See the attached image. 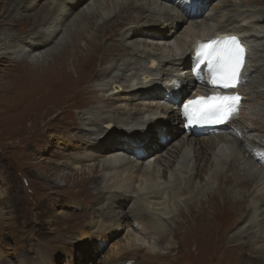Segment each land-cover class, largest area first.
<instances>
[{
	"label": "rangeland",
	"instance_id": "374dc122",
	"mask_svg": "<svg viewBox=\"0 0 264 264\" xmlns=\"http://www.w3.org/2000/svg\"><path fill=\"white\" fill-rule=\"evenodd\" d=\"M10 1L11 0H0V38L1 35L9 33L14 38V43L11 47H8L7 50L0 49V54H4L9 59H17L21 56L23 57L27 55H23V53H25V44L20 43V39L18 40V38H21V36L24 35V29L26 31L31 27L28 22L24 23L25 21H23L20 23L19 20L32 15L37 9L48 6L49 4L46 3L47 1H50L55 5L63 0H27L23 4L14 7H11L12 4ZM110 1L116 2H109L107 5H104V8H98L97 14H99V17L95 20L98 24L101 23L100 18L102 16L109 14L116 8L119 2L125 3L126 0ZM194 4L197 6L198 2H194ZM223 4L226 5L228 10H230L229 14H234L236 16L245 10L252 11L253 14L245 18H239L234 26L235 28L242 26L248 31L245 36H252L253 42L250 44L249 65L255 67L261 65L264 63V37L261 43L263 46L261 47L256 39L264 36V0H211L208 6L204 9L202 15L208 14L212 7H219ZM196 6L194 8H196ZM16 8L17 10H15ZM169 9L171 13L172 11L176 13L174 14L176 15L177 21L178 11L172 10L171 8ZM132 14L138 15L134 12H132ZM148 15V13L144 14L143 18H151ZM118 20V23H124L125 21L124 18ZM255 20L259 21L258 25H255L253 22ZM218 21V18H215V20H212L209 23L212 30L221 27V24H219L220 21ZM163 23L164 22L158 21L156 28L171 31L173 25L176 32H174L171 37L177 39L176 46L174 45V47H172L174 48V51H177L174 58L175 61L164 69L165 73L168 75L166 79H160L161 69L157 64L153 70H149L151 65L149 62L151 61V58H140V54H137V57L122 55L117 61L112 62L116 65L112 73L108 77L99 79L98 81H93L94 79L89 78L94 72H98L102 69L101 65L94 64V66L92 65V67H90L89 64L88 66H85L80 63L79 67L82 75L80 74V76L76 78L74 71L75 64L73 65L69 60L66 62V69L71 73L72 77L66 80L63 76L62 79L65 82L62 81L61 86L55 70H53L55 74L50 69L47 73L43 72V75L41 71L31 72L29 69H26L25 66L14 67L16 64L9 62V60L0 61V84L4 81L7 83L11 82L12 86L10 87L14 86L13 88L17 91L14 97H17L19 101L18 108H3L0 106V210L6 216L8 222L9 218L12 219L11 223L14 222L17 230L16 245L20 248L18 255L15 257L12 252L15 245L12 242H8L9 250L7 249V252L11 255L5 258V261H7L5 264H41V259H45L47 255L49 256L48 250H52L49 249V247L47 248V245H59L68 242L72 244V249L75 251L74 264H99L102 260L112 257L110 252H121L124 249V245H128V249H134V247L140 246L144 251L149 252L151 255H167L168 252L174 250V254L179 252V264L250 263L252 257L251 252L254 251L247 248L241 250L238 248L240 246H232L235 244L231 243V245L225 241V235L226 237L229 234L233 235V233L230 232H233L236 228L235 224H232L229 228V226H227L229 223L226 219L227 215L232 214L230 211L235 210L230 207L229 204H226L227 207L224 211L222 209V202H227L228 200H209L212 202V206L216 208H214L215 210L212 208L207 210L206 204L209 202L208 200L204 203H200L199 200H195V198L192 200L189 198L191 195L202 197L203 192L216 187L218 183L216 179L217 176L220 174H231L232 171H230L229 165L236 164V167L238 168L233 170L234 173L236 171L239 174L247 176H259L260 179H257L248 190H245L247 191L245 193L247 204L252 208L258 207L257 200L264 191V155H262L261 152L264 150V70L262 69V71L260 70V73L259 71H256L251 74L250 78H247L246 83L242 88L247 94L244 93L246 95V101L244 102L240 118L236 123H229L227 125L230 130H233L234 132L236 131L239 134L241 132L243 133L240 139L233 138L232 135H227V129L222 134H217L216 131L215 134L217 135L214 136L202 134L197 139H188L189 142L193 140H204L206 142L208 141V144L213 141L214 145H216V149L214 150V152L216 151L215 154H218V152L225 153L226 149L229 158H226L222 163L215 161L214 167L211 169L210 167H203V163L198 161V173L202 172V169H204L206 175L204 176V174L201 173L200 176H204L203 181L198 179L191 184L192 193L190 195L187 196L181 193V191L184 188L190 187L188 179L193 173L195 167L194 156L199 153V148H197L198 145H194L193 143L190 144L188 142L183 148H181V156L179 158H175L173 155L172 157H169L170 154H166L167 149L166 151L164 149L158 153L152 154V156L150 154V157L145 160L148 172L155 175L158 190L160 189V199L152 200L156 205L148 204L146 207L149 211L151 210L157 215V225L164 235V237H162V242L158 241V235L155 233L150 236H143L133 232V230L127 226L129 220L119 221L118 224L116 221L110 223V229H108L102 236V238H105V242L102 244H100L102 238H97L96 234H94L96 227L92 225H89L90 235H79L80 227H84L87 222H90V215L81 214L85 209L80 208L81 205L77 203H85L93 208H97L99 205L101 206L102 203L98 204L97 201L104 195L103 191H106L112 186V183H115L116 178H118L117 176L120 174L118 168L102 170L101 166L107 162L105 160L107 158L106 155L102 156L104 158H97L94 162L83 163L85 166H79V170H77L78 173L73 170V166L75 167L77 165L73 163V159L69 158L70 155L73 154V157L78 156V158H86V155H90L89 149L85 148L84 150L82 148H77L74 139L69 138V136L59 135L65 133L72 136V138L78 139L77 141L82 143L85 138L87 139L89 136L90 139L94 141V139H104L108 135V131L103 128L107 123L101 124L100 128L97 127L96 130L92 129V131L87 127L88 121L86 120L81 121L82 124H84H81L82 126L77 124V122L79 123V120L77 119L79 112L91 107L90 110L96 112L101 119L116 118L128 122L127 125H123L122 123L116 124V132H114L115 127L110 131L113 135L114 133H126L130 129H134L133 131H136L137 135L144 131H150L154 134L156 126H158L156 125L157 123L160 124V127L165 125L167 129H170L171 135L177 130L176 136L167 142V148L170 146L177 148L183 146V144L179 143L181 142L180 140L183 139V127L181 123L176 120L175 113H171V111L173 109V112H175L176 104H178L186 95H190L189 92L183 95L178 102H173L174 104L169 103L164 96L156 99L158 101H155L153 104H151L150 100H144L137 96L131 98V96H133L138 89H142L144 85L145 87H148L149 85L153 86L156 84L162 89L171 90L172 92L173 88L169 87L171 86V83H168L170 77L174 75V78L179 80V84L182 74L189 71L191 63H188L187 67L179 68L177 66L179 61L186 57L184 55L180 56L181 49L179 48V45L181 42L185 41L190 48L191 40L198 33L194 26V22H180L178 20L176 23H171L172 25H170V27ZM121 24L107 28L105 31L103 28H100L102 33H107L102 40L103 43L108 40L111 35L112 32L110 33V31L115 27L118 28ZM40 27L39 30H42L43 28ZM186 29L189 30V33L185 34L184 32ZM93 31L94 30L87 31L85 38L89 39L92 37L94 33H96ZM61 33L63 34V31ZM98 33L99 32H97V34ZM60 36L62 37L61 34ZM115 36H117L116 33L114 34V38ZM2 38L4 37L2 36ZM72 38L73 33L69 34L63 41H66V43L71 45L73 44L71 42ZM85 38H76L73 39V41L75 40V43L81 49H85L87 40ZM168 40L169 39H160L154 41L138 39L137 41H140V44L145 43L146 45H149V47L147 46V48H145L147 50L152 48L155 49L154 45L157 44L159 48L167 51V44L169 43L164 41ZM108 42L112 44L111 40L107 41L105 44L109 46L110 44H108ZM1 44L4 45L3 42ZM71 47L72 49L75 48L73 45ZM8 51L9 54H6ZM159 52L161 51L159 50L158 53ZM101 55H103L102 50L97 53V57L100 58ZM171 56L170 52L168 58L170 59ZM261 59L262 61H260ZM45 61H47L46 63L48 64L51 63V67H57L56 61L52 60L50 56L46 57ZM80 61H82V59H80ZM128 65L130 66L126 69ZM45 69L46 67H44V70ZM184 70L187 71L184 73ZM33 77L35 80L32 79ZM76 79L79 80V82L87 80V84L90 85V88L85 84L83 87L81 86L77 92H72L71 83L72 80ZM31 80H34L35 84H31ZM252 83L254 84L253 87ZM40 86L43 87L41 88ZM36 87H40L38 88L40 89L39 92H36ZM91 89L95 91H89ZM79 91L81 92V95L80 93L77 95ZM114 92L118 93L113 94ZM95 98H97V100L106 98L108 100L107 103H105L106 108L100 110V108L94 106L96 104L89 105V102H92ZM4 102L10 104V101L8 100ZM4 102L1 104H4ZM165 111L166 114L164 113ZM134 114L135 120L132 123H129L130 120L128 118L130 115ZM84 118L88 119V116H84ZM110 128L112 129V126ZM221 137H223V139H220ZM237 139L239 141H237ZM221 140H223V142ZM241 142L246 146L244 149L246 150V153L254 155L257 159L260 158L263 162L256 164L251 161L255 164L253 165L246 160V153L244 159L242 154L244 150L239 147ZM208 150L209 149L207 148H205V150L203 149V156L208 158V165H210V161L214 157L212 156L213 153ZM114 156H117V159L123 160L124 163L130 161L131 163L133 162L132 166H137L136 158L129 154L119 152L115 153ZM165 160L169 163L168 165L170 167L171 164L175 162L173 168H171L168 173H166V167L168 166L164 163ZM65 162L67 164L64 165ZM69 162L72 163L70 164ZM59 163L61 164L59 165ZM91 164L94 166L91 167ZM63 174L67 175L65 178L59 179L58 176ZM162 175H164V178H161ZM97 176H99L98 180L95 182L93 181L92 183L90 177ZM55 180H61L62 182H59L61 185L56 186ZM135 187L137 186L135 185L133 188L135 189ZM98 190H101L102 193L100 192V194L96 195L95 193ZM196 191L201 192V194H197ZM198 206L201 211L197 208ZM153 208L154 210H152ZM192 208L193 210H191ZM124 209L127 210V208ZM180 211H182V213H180ZM258 214L259 212H257V214L250 213L240 227L245 228L250 220H255L257 218L256 216ZM262 215H264V208H262ZM177 217L179 219L178 224L180 225V228L183 225L182 223L186 220L187 230L186 233H183L180 236H174L177 246L173 248V246H175L173 242H170V244L166 242L167 240L171 241L170 232L174 227V219ZM205 217H208L209 219H212L213 217L215 219L217 218L219 226L217 225L218 227L214 229L205 230L202 223V218ZM236 217L238 216H234V218ZM254 220L253 222L255 223L259 220V217L257 220ZM103 225L106 226V222ZM180 228L175 231H179ZM255 231L256 228H253L252 232ZM165 238L166 241L164 242ZM206 239L207 242H205ZM212 239L217 240L216 244L218 246V251L215 248L211 250L204 247L206 243L212 245ZM57 240L60 243H58ZM182 240H184V242ZM43 248L46 249L44 253L42 252ZM253 248L254 246H252V249ZM40 252L43 255L42 258L39 254ZM230 257H232L235 262L229 263L226 261V259ZM2 258L3 257L0 259ZM52 260L53 264H64L65 261L60 254L54 259L52 258ZM170 262L175 264L174 261Z\"/></svg>",
	"mask_w": 264,
	"mask_h": 264
},
{
	"label": "bare ground",
	"instance_id": "6f19581e",
	"mask_svg": "<svg viewBox=\"0 0 264 264\" xmlns=\"http://www.w3.org/2000/svg\"><path fill=\"white\" fill-rule=\"evenodd\" d=\"M25 1L27 0H11L10 1V3L12 4L11 7H14L16 5L19 6L20 4H23ZM89 1L90 0H63L62 2H58L55 5L51 3L50 1H47L46 3L49 4L48 6H45V8L37 9L32 15H29L27 17H24L23 19H20L19 20L20 23L25 21L24 23L28 22L29 25L31 26L29 30H26V31L25 29L23 30L24 37L21 36V38H18V40L20 39V43L25 44V48H24L25 53H23V55L24 54H27V55L23 57L21 56L17 59L15 58L9 59L4 54H0V61L9 60V62L16 64L14 67L25 66L26 69H29L31 72L41 71L43 75H44L43 72L47 73L49 72L50 69L52 70L53 73H54L53 70H55L58 75V81L61 86L62 81H63L62 79L63 76L65 77L66 80L72 77L71 73H69V71L66 69V62L69 60L72 62L73 65L75 64L74 71L76 74V78L80 76V74L82 75V73L80 72V67H79L80 63H82L85 66H88L89 64L90 67H92V65L94 66V64L101 65L102 69H100L98 72H94L92 76L89 78V79H94L93 81H98L99 79L108 77L112 73V71L114 70L116 66L112 62L117 61L122 55H131V57H134V56L137 57V54H140L139 55L140 58H146V57L151 58V61L149 62L151 64L149 67V70L150 69L153 70V68H155L157 64L159 68L162 70L161 71L159 69L161 73V75L159 74L160 79H166L168 75L165 73L164 69L167 66L171 65L173 61H175L174 58L177 52V51H174V48H172L177 43L176 41L177 39L174 37H171V35H173L174 32H176L175 27H173L171 23H176L178 20L180 22H184V21L194 22V26L198 31L197 35H195L194 38L191 40L192 42H191L190 48L188 46V43L185 41L181 42V44L179 43L180 45L178 44L179 48L181 49L180 56H183V55L186 56L184 59H181L177 65L179 68H182V67H187L188 63H191V64L194 63L191 60V58L193 57L192 55L193 46L195 45L197 40L199 39L204 40L205 38H209L210 36L237 35V34L245 35L248 33V31L245 28H243L242 26L235 28L234 25L238 22L239 18H242V17L245 18L253 14L251 10H245L237 16L234 14H229L230 10H228L226 5L223 4L222 6H219V7H212L208 14L202 15L204 12V9L208 6L211 0H195V2H198L197 6L196 4H194L193 8L190 10H187L186 12H184L185 11V8L183 7L184 3L186 5V2H191L193 0H126L125 3L119 2L116 8L112 12L110 13L108 12L109 14L102 16L100 18L101 23L98 24L97 21H95L99 17V14H97L98 8H104L105 7L104 5H107V3L111 1L110 0H91L90 2ZM52 2H55V1H52ZM113 2H116V1H113ZM195 6L196 8H194ZM168 7L171 8L172 10L178 11L177 21H176V15H175L176 13L173 11L171 13ZM15 10H17V8ZM15 10H14V13H15ZM132 12L138 15H133ZM146 13H148L149 14L148 16H150L151 18L149 17L143 18V15ZM123 18L125 19L124 23L122 22H121L122 24L118 23L119 21L118 19H123ZM215 18L216 19L218 18V20L220 21L219 24H221V27H219L218 29L212 30L209 23L212 20H215ZM158 21L164 22L163 24H167V26L169 27L170 25H172V30L169 31V30H164V29L162 30V29L156 28L157 26L156 24H158ZM253 22L255 23V25H258L259 23L258 20H255ZM118 24L119 25L121 24V26H119L118 28L115 27L114 29H112L110 31V33L112 32L111 35L109 36V38L107 37L108 40L104 41L103 43L102 40L107 35V33L104 31L107 30V28H110ZM39 27L43 28L42 30L40 29L42 32L39 30ZM100 28H103L104 33L100 31ZM89 30H94L93 32H96V33H94L92 37L87 39L85 38L86 32ZM62 31H63V34L61 33ZM97 32L99 33L97 34ZM71 33H73V38L71 41L73 44L70 45L66 43V41L64 42L63 40ZM115 33L117 34V36H115L114 38ZM184 33L185 34L189 33V30L186 29ZM60 34L62 35V37L60 36ZM2 36L4 38H2ZM81 37H84L85 39H87L85 49H81L75 43V40L73 41V39L81 38ZM245 37H247L249 42L250 41L253 42L252 36H245ZM263 37L264 36L256 39L260 47L263 46L261 44L263 41ZM13 39L14 38L9 33L5 35H1L0 49L7 50L8 47H11V45H13L14 43ZM138 39L154 40V41H157L160 39H169L168 41H164V42L169 43L167 44L168 49L167 51H164L163 49L159 48L157 44H155L154 45L155 49L152 48L150 50H147L145 48H147V46L149 47V45H146L145 43L140 44V41H137ZM110 40L112 41V44L108 42V44L110 45L109 46L106 45L105 43ZM2 42L4 43L5 46L1 44ZM72 45L75 46V48L72 49L71 47ZM100 50H102L103 55H101L100 58H98L97 53L100 52ZM159 50L161 52L158 53ZM170 52L172 56L169 59L168 55H170ZM6 54H9V51ZM49 56L52 58V60L56 61V65H57L56 68L51 67L52 66L51 63L50 64L46 63L47 61H45V59L46 57H49ZM80 59H82V61H80ZM260 61H262V59ZM129 66L130 65H128L126 69H128ZM44 67H46L45 70H44ZM261 69L264 70V63H262L261 65H257V67L250 66L247 71V76H249L250 78L252 73L256 71H259L260 73L262 71ZM186 71L187 70H184V73ZM32 79H34V77ZM34 80H31V84L32 83L35 84ZM173 80H176L175 83H172ZM178 81L179 80L177 78H174V75H172L170 79L168 80L169 84L172 83L171 86H169L173 88L172 92L171 90L162 89L156 84H154L153 86L149 85L148 87H145L144 85L142 89H138L134 93V95L131 96V98L137 96L144 100L146 99L150 100L151 104H153L155 101H158L156 99L164 96L165 99H167L169 103L174 104L173 102H178L183 95H185L187 92L190 91L191 86L195 87L197 86V84L199 85L200 78H195L191 74V71L189 70L187 73L182 74V76L180 77L179 84H177ZM87 83H88L87 80H85L84 82H79V80L77 79L72 80L71 91L77 92L81 86L83 87V85ZM10 86H12L11 82L7 83L4 81L2 84H0V106H2L3 108L4 107L5 108L6 107L18 108L19 107L18 98L14 97L17 91L16 89L13 88L14 86L13 87H10ZM86 86L90 88L89 84H87ZM208 86H209L208 83L203 84V87H208ZM253 86L254 84L252 85V87ZM40 87H36L37 89L36 92L40 91V89H38ZM89 91L94 92L95 90L91 89ZM79 93L81 95L80 91L77 93V95ZM116 93L118 92H114L113 94H116ZM198 93L200 92L197 91L196 94ZM95 99L92 102H89L90 103L89 105L96 104L94 106L96 108H100V110H103L104 108H106L105 103H107L108 97L107 99L106 98H102L100 100H97V98ZM7 100L10 101V104H6L7 102H4ZM2 102H4V104H1ZM90 108L91 107L79 112V116H77L79 123L77 122V124L82 126L84 124H82L81 121L86 120L88 121L87 122L88 126L87 125L86 126L90 128V130L92 131V129L96 130L97 127L100 128L101 124L107 123L106 125H104L103 128H105L108 131V135L104 139H94V141H92V139H90V136H89L87 138L88 140L85 138L84 142L82 143V142L77 141L78 139L72 138V136L70 135H67L65 133L60 134L59 136H69V138L74 139V141L76 142L77 148H82L84 150L85 148L89 149L90 155H86V158H78V156L73 157L72 156L73 154L70 155L69 158L73 159L74 160L73 163L77 165L75 167L73 166V170H75L76 173H78L77 170H79L78 169L79 166L84 165L83 163H86V162L90 163L91 161L94 162V160H96L97 158H104L102 156L106 155L107 158L105 157L106 158L105 160L107 162H105V164L101 166L102 170L108 169V168H118V171L120 174L119 176H117L118 178H116L115 183H112V186H110L109 189H107L106 191H103L104 195L100 197L99 200L97 201L98 204L102 203L101 206L99 205L97 208H93L85 203H77L81 205L80 208L85 209V211L82 212L81 214L90 215V222H87L84 227H80L79 235L81 236L90 235L89 225H92L96 227L94 234H96L97 238H102L105 232L108 229H110L109 228L110 223H113L116 221V223L118 224L119 221L129 220V224L127 226L131 228L133 232L143 235V236H150L155 233L158 235V241L162 242L163 241L162 237H164V235L160 231L159 226L157 225V220H158L156 218L157 215L151 210L149 211V209H147L146 207L148 204L150 205L153 204L154 206L156 205L155 202H153L152 200L160 199V196H159L160 189L158 190V184H156L155 175L148 172V167L145 164L146 163L145 160L148 157H150L149 156L150 154L152 156V154L158 153L164 149L165 151L167 149L166 154L169 153L170 154L169 157H172L173 155L175 158H179L181 156V148H183L189 142L188 139H194V138L197 139L200 137V135L206 134V133L200 132L198 134H195L194 129L192 128H190L187 133L184 130L185 134L183 133V137H182L183 139L180 140L181 142H179L183 144V146H181L180 148L170 146L171 148L169 147L170 148L169 149L167 148L168 146H166V144L174 136H176L177 130L173 135H171L170 129H167L165 125L160 127V124L157 123L156 125L158 126H156V129L154 127L155 129L154 134L151 133L150 131H144L140 133L139 135H137L136 131H133L134 129H130L126 133H123V134L114 133L113 135V133H111L110 131L113 130V127H115L114 132H116V128H117L116 124L122 123L123 125H127L128 122L123 121L122 119H116V118L101 119V117L99 118L96 112L91 111ZM164 113L166 114V111ZM171 113H175L176 120L180 122L179 120L180 116H179L178 109L175 108V112H173V109H172ZM84 116H88V119L84 118ZM128 119L130 120L129 123H132L135 120V114L130 115ZM111 126H112V129L110 128ZM226 129L228 133L227 135H230V136L232 135L233 138L240 139V137L243 135L242 132L239 134L236 131L234 132L233 130H230L229 126H223L221 129L219 128V130H217V134H222L223 132L226 131ZM220 139H223V137H221ZM238 139L237 141H239ZM221 141L223 142V140ZM189 143L198 145L197 148H199L198 149L199 153L194 156V161H195L194 166L195 167L193 169V173L189 176V179H188L189 181L188 183L190 184V187L184 188L181 191V193L187 196L192 193L191 184L193 182H196V180L198 179L203 181L204 176L206 175V172L204 171V169H202V172L198 173V161L203 163V167L206 166V167H210L211 169L212 167H214L215 161H217L218 163L220 162L222 163L224 162L226 158L229 159L226 149H225V153L217 151L218 154H215L216 151L214 152V150L216 149L215 148L216 145H214L213 141L210 144H208L209 143L208 141L206 142L204 140L202 141L193 140V141H190ZM239 147L242 148L243 150L246 148L245 144H242V142L239 144ZM205 148L209 149L213 153L212 156L214 158H212V160L210 161V165H208L209 164L208 158L203 156V149L205 150ZM119 152H122L124 154H129L133 156L134 158H136L137 166H132L133 162L131 163L129 161L128 163H124L123 160L117 159L116 158L117 156L115 157L114 154L119 153ZM261 152H262V155H264V150H262ZM245 153H246V150H244V152L242 153L244 159H245ZM246 154H247L246 160L248 162L252 161L258 164L264 161V160L263 161L260 160L259 157H258L259 159H257V157H254V155H251L248 153ZM164 163H166V165L168 166L166 167L167 168L166 173H168V171L171 168H173L175 164V162L172 163L170 167L168 165L169 163H167L166 160ZM60 164L61 163H59V165ZM65 164L67 163L65 162L64 165ZM91 165H92L91 167L94 166L93 164ZM237 168L238 167H236V164L229 165V169L230 171H232V173L218 175L216 178L218 182L216 187L210 188L209 190L203 192L202 194L203 198L197 197L196 195L194 196L191 195L189 199L192 200L193 198H195V200L196 199L199 200L200 203H204L207 200L208 201L209 200H219V199L228 200L229 202L228 201L222 202V206L224 207V208L222 207V209L224 211V209H226L227 207L226 204H229L230 207H232L235 210V211H230V213L232 214L227 215L226 219H227V222L230 224V225L229 224L227 225L229 226V228L232 224H235L236 228L234 229L233 232H230V233H233V235L229 234L227 237L225 235V241L229 244L231 243L235 244V245L231 244L232 246H240L238 248H240L241 250H245L246 248L251 249L254 252H251L252 257H251L250 263L264 264V215H262V208H264V191L263 193H261L260 198L257 200L258 207L252 208L250 205H248L247 197L245 196V193L247 191L245 190H248L252 186V184L255 181H257V179H260V178L258 175L257 176L256 175L247 176V175L239 174L236 171L234 173L233 170L234 169L236 170ZM201 173H203L204 176H200ZM66 175L63 174V175H59L58 177L59 179H63L65 178ZM165 177H166V174H165ZM98 178L99 176L90 177V181H92L93 183V181L95 182L96 180H98ZM161 178H164V175H162ZM59 182H62V181L55 180L56 186L61 185L59 184ZM135 185L137 187H135L134 189L133 187ZM100 192L102 193L101 190H98L95 194L96 195L100 194ZM196 193L201 194V192H197V191ZM235 204L239 206H236ZM206 205H203V206H206L207 210L211 208L212 209L216 208L212 206L211 201H209ZM124 208H127V210H125ZM197 208H199V206ZM253 209H254V212H253ZM152 210H154V208ZM191 210H193V208ZM202 210H205V209H202ZM257 212H259V214L256 216L257 218L259 217L258 221L254 223L253 222L254 219H253L248 222L245 228L240 227V225L248 218L250 213L257 214ZM180 213H182V211H180ZM234 216H238V217L234 218ZM257 218L255 220H257ZM178 221H179L178 217L174 219V227L172 228L170 232L171 241L167 240L166 242L168 244H170V242H173V244L175 245L173 246V248L177 246V242H175L174 236H180L181 234L186 233V230H187L186 220L185 222L182 223L183 225L181 228H180V225L178 224ZM11 222H12V219L9 218V222H8L6 216L0 210V258L3 257L2 259H0V264L7 263V261H5V258L11 255V254H8L7 252L8 242H12L15 245V248L12 251L14 253L13 256L16 257L20 250V248L17 247L16 245V240H17L16 226L14 225V222L13 223ZM105 222H106V226L103 225ZM202 223L204 225L205 230L214 229L219 226V221L217 220V218L215 219L214 217L212 219H209L208 217L202 218ZM178 228H180V230L175 231ZM253 228H256L255 232H252ZM54 239H57V238H54ZM165 241H166V238L164 239V242ZM182 241L184 242V240ZM57 242L60 243L58 240ZM104 242H105V238H102V242H100V244ZM205 242H207V239L205 240ZM216 243H217V240L212 239L211 241L212 245H209V243H206L204 247L205 248L207 247L211 250L215 248L218 251V246ZM252 246H254L253 249H252ZM48 247L49 249H52V250L51 251L48 250L49 256L47 255L45 259H41V264H53L52 258L54 259L59 254L63 256V259L65 260L64 264H74L75 263V257H74L75 251L74 249H72L73 247L70 242L64 243V244L62 243L59 245L57 244L47 245V248ZM45 250L46 249L43 248L42 252L44 253ZM56 251H59V252H56ZM174 252L175 251L172 250L168 252L167 255H159V254L151 255L149 252L144 251V249L140 246L134 247V249H128V245L126 246L124 245V249L121 252L119 251L110 252L112 257L102 260L101 262H99V264H174L170 261H174L175 264H179V260H178L179 252L176 254H174ZM39 254L42 258L43 256L42 253L40 252ZM226 261H228L229 263L235 262L232 257L226 259ZM246 263H249V262H246Z\"/></svg>",
	"mask_w": 264,
	"mask_h": 264
},
{
	"label": "snow or ice",
	"instance_id": "6c2138e0",
	"mask_svg": "<svg viewBox=\"0 0 264 264\" xmlns=\"http://www.w3.org/2000/svg\"><path fill=\"white\" fill-rule=\"evenodd\" d=\"M195 0H193V3ZM190 7V5H186ZM197 57L207 59L208 70L211 73V83L224 89L236 88L245 67L246 50L235 36L209 41L207 45H198ZM207 48V51L203 49ZM205 63L200 59L195 65L199 69ZM194 69V70H195ZM239 95L212 96L202 100H188L183 103L182 115L187 120V126H200L205 124H227L238 117ZM212 101V103H209Z\"/></svg>",
	"mask_w": 264,
	"mask_h": 264
}]
</instances>
